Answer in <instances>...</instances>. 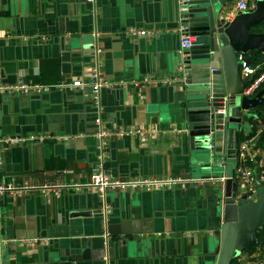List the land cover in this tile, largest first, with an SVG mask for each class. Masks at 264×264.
Returning a JSON list of instances; mask_svg holds the SVG:
<instances>
[{
  "label": "crops",
  "instance_id": "0c3cea01",
  "mask_svg": "<svg viewBox=\"0 0 264 264\" xmlns=\"http://www.w3.org/2000/svg\"><path fill=\"white\" fill-rule=\"evenodd\" d=\"M238 1L228 3L229 19ZM175 23L171 0H0V182L20 186L0 193L1 264H48L56 250H83L92 237L109 251L96 259L98 248L89 244L87 264H208L215 257L219 181L186 176L188 112L175 83L120 82L180 77ZM94 71L113 82L98 102L90 85L41 93L1 88L88 80ZM260 131L249 156L264 183ZM15 135L25 139L5 142ZM224 161L245 190L238 156ZM100 163L111 178L172 180L109 187L108 218L70 214L101 203L87 184Z\"/></svg>",
  "mask_w": 264,
  "mask_h": 264
},
{
  "label": "water",
  "instance_id": "95a60500",
  "mask_svg": "<svg viewBox=\"0 0 264 264\" xmlns=\"http://www.w3.org/2000/svg\"><path fill=\"white\" fill-rule=\"evenodd\" d=\"M230 1L171 0L176 27L183 24L195 36L192 45L182 51L180 78L175 82L180 101L188 112L184 134L189 145L186 176L219 181L215 189L221 198L218 210L222 223L215 257L208 264H232L243 251L261 244L259 231L264 229V183L257 178L256 192L249 195L242 191L234 174L225 170L224 161V156H233V152L238 156V132L251 126L255 114L250 111L264 102V88L254 95L241 93L253 75L242 74L240 57L246 58L255 50L264 52V32L251 30L264 19V0H255L253 8L239 10L232 19L228 16ZM96 191L99 206L70 214L108 218V190ZM97 243L92 237L84 242L83 250L75 247L66 252L56 250L48 264H87L89 244L98 248L94 258L103 260L109 246L100 247Z\"/></svg>",
  "mask_w": 264,
  "mask_h": 264
},
{
  "label": "built area",
  "instance_id": "2783aa9c",
  "mask_svg": "<svg viewBox=\"0 0 264 264\" xmlns=\"http://www.w3.org/2000/svg\"><path fill=\"white\" fill-rule=\"evenodd\" d=\"M255 6V0H239L234 11H238L241 9L249 10ZM180 32H181V50H185L188 47H190L195 40V36L188 32L185 25L180 26ZM132 34H143L147 35L150 33V31L146 29H137V28H131ZM242 60V70L243 73L246 74H252V79L247 84L246 87L243 88L242 94L243 95H254L261 83L264 82V70L257 72V69L255 67H252L248 64L247 58L240 56ZM257 72V73H256ZM99 72L94 71L88 80H80L76 79L73 81H70L68 83L66 82H60V83H53V84H46V83H39V82H18L14 84H6L2 85V89H6L9 91H17L20 93H41L44 91H49L54 88H65V87H80L84 88L86 86H91L92 92L94 95V98L96 101H99L100 98V91L101 88L105 85H110L113 83L109 80H103L99 76ZM180 77L175 76H167L162 79H156L152 77H144L143 79H132L130 81L128 80H120V82L124 84L131 83L133 85L139 86L141 83H175ZM96 121L98 123L102 122V117L97 116ZM131 132H134V130H130ZM136 132L142 133L143 131L141 129L135 130ZM105 131L102 129V131L98 132V136L102 137L104 135ZM32 138H45L46 135H37L31 136ZM253 136L246 137L244 140L240 142L238 145V160H239V166H238V175L241 178L245 190L249 193V195H254L257 189V171L256 169H253L251 167H245L242 164L240 165V161L243 162L249 155H250V149L251 144L253 142ZM25 138L15 135V136H9L5 138V142L8 143H18L23 141ZM172 180V178H144V179H125L121 180L119 178H111L108 177L105 172L103 171V163H100L99 170H96L95 173L92 175L91 180L87 183L89 186H92L96 188V190L100 191L101 193H104L109 187H119L123 188L129 185L137 186V185H147V186H163L165 183H169V181ZM177 180V179H176ZM20 187L18 184H15L14 182L9 183H1L0 182V193H5L7 191H13L14 189ZM263 264V263H262Z\"/></svg>",
  "mask_w": 264,
  "mask_h": 264
},
{
  "label": "trees",
  "instance_id": "16d2710c",
  "mask_svg": "<svg viewBox=\"0 0 264 264\" xmlns=\"http://www.w3.org/2000/svg\"><path fill=\"white\" fill-rule=\"evenodd\" d=\"M254 32H264V19L258 24L254 25L251 28ZM248 64L257 69V72L264 70V53L260 50H255L252 54L247 55ZM256 72V73H257ZM264 87V82L260 85L259 89ZM257 115L252 117L250 122L251 130L246 133L244 130L238 132V145L246 137L257 135L259 132V143L264 141V103L259 104L256 108ZM248 156L241 164L245 167L254 168L251 157ZM258 178H260L259 171H257ZM259 239L261 244L258 247L252 249H246L243 253L235 257L232 261V264H262L264 262V229L259 231Z\"/></svg>",
  "mask_w": 264,
  "mask_h": 264
},
{
  "label": "rangeland",
  "instance_id": "374dc122",
  "mask_svg": "<svg viewBox=\"0 0 264 264\" xmlns=\"http://www.w3.org/2000/svg\"><path fill=\"white\" fill-rule=\"evenodd\" d=\"M242 191H244V189H242Z\"/></svg>",
  "mask_w": 264,
  "mask_h": 264
},
{
  "label": "bare ground",
  "instance_id": "6f19581e",
  "mask_svg": "<svg viewBox=\"0 0 264 264\" xmlns=\"http://www.w3.org/2000/svg\"><path fill=\"white\" fill-rule=\"evenodd\" d=\"M262 84V83H261Z\"/></svg>",
  "mask_w": 264,
  "mask_h": 264
},
{
  "label": "flooded vegetation",
  "instance_id": "af4514ba",
  "mask_svg": "<svg viewBox=\"0 0 264 264\" xmlns=\"http://www.w3.org/2000/svg\"><path fill=\"white\" fill-rule=\"evenodd\" d=\"M238 148V147H237Z\"/></svg>",
  "mask_w": 264,
  "mask_h": 264
}]
</instances>
